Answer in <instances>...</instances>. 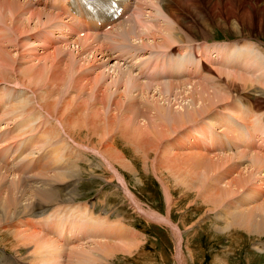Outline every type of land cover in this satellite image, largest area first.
I'll use <instances>...</instances> for the list:
<instances>
[{"label":"rangeland","instance_id":"obj_1","mask_svg":"<svg viewBox=\"0 0 264 264\" xmlns=\"http://www.w3.org/2000/svg\"><path fill=\"white\" fill-rule=\"evenodd\" d=\"M164 1L168 5H171V4H172V6L176 5L171 0H164ZM164 1L161 4H157L156 8H154V9H147L146 12H153L152 19L148 18L149 21H153L155 17L158 18L157 21L163 20L162 16H163L164 10L161 8L166 6ZM197 1L198 2L200 1V3H202L201 0H197ZM22 2H24V1H22ZM247 2L250 3L251 5L259 7V4H256V3H253L250 1H247ZM162 4H164V5H162ZM188 5L185 4V6H183V8H181L182 7L181 6L180 7L181 11H179V13H181V15H183V17L185 18L184 21L188 23L189 27H190V24H192L191 27L193 26L192 27L193 30L187 29L186 32H183V33L186 34L187 36L191 37V38L195 37L196 36L195 34L198 33L197 36L201 39V40L199 39L197 41H195L196 39H191L190 43L184 44L185 46L186 45L189 46V48H188L189 53L192 52L190 54L194 55L193 49H195L193 47L194 44L192 43V41L198 42V41H202V40L206 41V40L211 39L210 42L213 44L217 43V42L218 43H220V42H232L234 44L236 43V45H237L238 42H236V41L238 39L243 38V39H249L250 41L258 42L259 43V55L264 57V18L261 21L259 15H256L253 18V20L251 21V23H248V24L246 23L243 26L239 27L242 29V33H244V35L240 36V35L236 34L237 32L234 31V29L230 28L229 26L220 27V28L219 27H212L211 24L212 23L215 24V23L219 22L220 19L218 17L213 18L212 15L210 16L209 10L206 13L205 12L206 11L205 5L203 3L199 5V6L202 5L200 10H199V6H196V9L198 10L197 12L199 14H194L192 11H188V10H191V8H188L189 7ZM186 6H188V7H186ZM260 6H262V5H260ZM203 8L205 11L203 10ZM177 9H179L178 5H177ZM183 9H184V11H183ZM186 9H187V12L185 11ZM162 10H163V12H162ZM159 11H160V13H159ZM189 12L192 13V17L190 19L187 18V16H186ZM161 13H162V16L159 15ZM0 20H5V17L0 15ZM192 20L193 21L195 20V21L193 22ZM202 21L206 22V23L208 22L209 24L208 23L207 24L211 26L212 31H210L209 28L207 29V27L202 23ZM190 22H192V23H190ZM150 24L153 25L154 22H151ZM197 26L199 27V30H198ZM0 27L4 28L3 22H0ZM185 29L186 28H183V31H185ZM29 30L30 31L33 30V31H31V32L28 31V34L24 35L22 37L23 39H21L19 42H17V44H16L17 47H13L14 44L10 47V50H12L15 53V55L17 54V58L15 56V58L17 59V66L19 64H23L24 66L26 65L25 66L26 69H29V71L32 70L31 72H41L43 74L40 77L41 81H45L46 78L48 77L46 81L52 82V78H53L52 75L57 76L56 79L54 80L55 81L54 84L52 85L53 88H54V86H57V83H63L64 84V82H62L60 76L66 75L67 77H69L68 74H70L72 72L69 70L65 71V69H67L66 65H68L71 62L69 60V59H71V57H69L70 54H68V51L63 52V50H64L63 48H58V49H54V50H45L43 48L44 47L43 44L41 46V44H39V42H37L38 34H40V33H38L39 29H35L34 27H31V28H29ZM201 30H205V32L207 33L203 37H200L201 36V34H200ZM196 31H200V32H196ZM3 32L7 33V35L10 37V39H11V37H13V39H14V36L10 32L5 31V29H3ZM191 35H193V36H191ZM13 39H11V40H13ZM214 40H215V42H213ZM228 40H231V41H228ZM137 42L138 41H131V42L125 43V45L121 44L120 46H122V48L124 46L128 45V47L126 49H124V51L121 50V52L133 53L136 50L140 49V46H138ZM29 43H30V45H29ZM31 43H32V45H31ZM232 43H229V44H232ZM23 44H25V45H23ZM39 45H40V47H39ZM224 46H225V44L215 45L213 47H224ZM209 47H211V46H209ZM33 49H35V50H33ZM127 49L129 50V52ZM238 49H240V50L236 49L238 52L241 50L246 52L245 47H243V45L238 46ZM18 51H19V53H18ZM24 51H25V53H24ZM27 51H29V52H27ZM54 53L59 58L56 61H54V58L52 57V56H54V55H52ZM74 53H76L75 50H74ZM212 53L214 54V57H215L216 53L215 52H212ZM2 54H4L7 57V59H9V57H8L9 54H8L7 50H4ZM18 54H20V56ZM248 54H250V56H251L250 59L247 60L249 62V64H247V66H246L250 70L249 72L245 73L241 69L235 68L237 66L236 63L238 61L237 60L238 57H236L237 56L236 53L233 52L231 55V58L228 57V59L226 61H227V63L230 62L231 65H232V63H235V65L231 66V65H229L230 63H228V65H225L224 63L218 64L220 62L216 61L215 65L212 66L213 68L215 66L214 71L212 72L214 74H210L209 72H207L208 73L207 76L202 77V80L204 78L203 82L208 83V85H210V86L212 83H214V84L216 83L215 85L216 86L218 85L217 87L220 88V90L226 88L225 91H223V90L220 91V93L222 92L221 93L222 97L219 95L220 93H218V94L216 93L214 95L215 97L217 95H219L218 98L221 99V101H219L218 99L217 100H218L220 105L216 104V103H218L216 98L215 99H213L214 97L211 98V100H216V103L214 101V104H215V106L217 105L216 106L217 108L225 107V105H226V107L224 110H219V109L213 110L212 111L213 113L210 114L209 116L203 115L204 117L201 120V122L191 128V129H194L191 131V133H194L193 139H196V140L200 139V136L197 134L203 132L204 129H206V131H207L209 127L213 128V125H214L213 133H214L215 137H219V135L222 133V131H227L225 124H224V118L225 117H224V115L220 116V114L221 113L225 114V115H228L230 113L234 114V111L237 110V107H238V106H236L237 103H244V104L251 105V106L254 104L255 108L258 111H259V109H261L260 112H264V94H261L262 96L259 97L258 99L256 97L257 96L256 92H257L258 86H259V89L264 91V81H262V83H259V74L261 75V78L264 77V73H263L264 72V62L259 61V55L257 53H255L254 51H250ZM21 56H22V58H21ZM115 56H117V54ZM153 56H155V55L153 54ZM27 57H28V59H27ZM38 57H39V59H37ZM43 57H46V59L45 58L43 59ZM78 57L79 56L76 55V57L74 59L75 64L71 63L72 65L83 64V62H80V60H79L80 58H78ZM162 57L163 56L160 57L159 62H161ZM20 58H21V60H20ZM136 58H137L136 56L133 57V59H136ZM199 58H200V56H199ZM231 59L234 62H232ZM24 60H26V61L24 62ZM59 60H61V63L58 64V66H55V64H57V62ZM64 60H65V62H64ZM66 60H68V61H66ZM165 60H166V57H165ZM144 61H146V60L142 58L141 59L142 65L144 64ZM195 61H197V58L194 59V62ZM150 62H152V61H150ZM117 63L118 62L113 60V62L110 65V68H112L114 66V64H117ZM83 66L85 67L84 68L85 72H84V70L72 72L74 75V78L71 77L70 82H69L70 90H69L68 95H65V97L68 98L69 101L72 100L74 102V103L69 102V104H70L69 106L72 108L73 107L75 108V106H77V107H81V106L84 107L85 106L86 109L83 110L85 112L82 111L79 113V117H81V118H84L83 116H85L86 113H88V110L92 109V111H91L92 116H90V120L93 119L91 122H93L94 124L91 123L90 126H92V124H93L98 128V131L101 130L100 134L98 132V136H96V138H95L96 134H94L92 136V142L94 139V145H96L97 143H99L101 141L103 142V137L105 138L104 141L105 140L107 141L109 139L110 143H113L112 146L116 147V149H117L116 152H115L116 149L114 150V154H115L114 156L117 158L118 156H120L119 153L121 152L122 153L121 157H124V158H122L124 160V162H122V160L118 158V161H120V162H118L116 164H118L117 169L119 170V173L121 174L122 177L125 178L126 182L124 181V183H125V185L127 184V187H125V189L127 191H130V193L132 192L133 196H135L136 201H138L141 204V206L144 209H146L147 211L149 210V211L155 212L156 214L159 215V217L163 216L161 218H167V217L170 218L172 220V222L175 225H177V227L180 229V232L182 233V237H183L182 241L179 245V236L176 237V235H178V234L175 233L176 231H174L172 226H170L169 224H167L163 221L159 222L157 220H153V219L151 220V219H148L147 217H145L144 215H142L141 213L139 214V211L135 210L136 207H135V204L133 203V201L130 200L131 198L130 197H129L130 199L128 198L129 193L126 190H124V187L122 186L123 184L121 185V182H119L120 180H118V177H117V175H115L113 170H111L108 166H106L104 164V162L102 161V159L98 155H96L95 153H92L91 151H89V153H83L82 154V153H80L81 151H79L80 149L78 148V150H76L77 153L74 152L76 148L72 145L71 142L64 141L63 136L60 133V129L58 128V126L53 121L54 122V128L56 129L57 133L53 134L54 132H52V134L56 135V136H54L52 138L51 133L50 134H43V136L46 137V135H48V138H49L51 145L58 152H61L64 149V150H67L71 153H76L74 155V159L72 161V162H74L75 169L71 173H67V174H58V173L47 174L48 172H51V171H62V169L54 167L52 164L49 163L48 166H46V167H51V168L46 169V167H45L46 170L43 171L44 174L34 175V177L33 178L30 177L31 179H29V180L21 179V181H23L25 184L24 183H17V184H19V186L17 187L20 189L19 193L17 195H15V197L10 198L14 201V205L10 204V206L8 207L7 201H5L3 198H0V200H1L0 201V213H1V215H0V264H61V263L62 264L63 263L64 264H76V262H77V264H81V263L82 264H93V263L94 264H264V253L260 252V244H264V236L261 238L262 241H260V234H259L260 230H254L256 233H254V232L250 233V232L245 231L247 229H245V230L242 229L244 227H242V228L229 227L227 224L229 220L219 218L223 214L222 213L223 207L228 205V204L231 205V203H230V198H229L225 202H223L221 205V203L218 200H213V196L210 193L211 190H208V187L211 186L214 182L212 179L214 178L213 175L215 174V172L214 173H212V172H213V167H215V166L208 167L209 170H207L205 172H204V170H202V171L200 170V172H196V174H197L196 175L193 170L189 169L188 165L181 164V163H180L181 165H177V164L171 163V162H169V159H168L169 156H166L167 155L166 151L169 150L170 145L177 146V143H176L177 139L179 137L184 139L185 135H187L189 133L190 130H188V129H190V128H189V124L186 125V122H185V125L183 128L173 126L175 129H172V126L170 125L169 122H163L162 118H164V113H165L164 111L165 110L162 109L163 114L157 113V112H161V111H159V110L155 111L157 109L156 106H159V104H160V107H161V105L164 104V105H162V107L168 108V111L178 109V107L180 109L183 106H184V109L187 108V110H188L187 103L185 101L182 102V100L188 98L187 96L186 97L184 96L187 93L184 91V89L188 90L189 87L185 86L184 88L180 89L179 91H173L172 92L170 90H166L167 89L166 87H163V88L157 87L158 85L166 84L167 81H163L161 84H158L156 86H150V85H148L147 82H143V81H140L138 79V81L140 83L145 84V86L141 87L138 90L140 92L143 91V93L140 94L139 92H136L137 89H134L133 91L127 92L129 97H137L135 100L134 99L127 100L128 97H127V94L124 92V87L122 85H120L119 83H117L119 86L117 84H115V85H111V87L109 89H106V87L101 88L100 91L103 90L105 92L104 93L101 92L102 94H98L99 97L97 96L98 97L97 100L95 99V101H94V99H93V100H90L88 102V104H87V102H86V104H84L83 102H81L82 100H80L82 97H84V98L91 97L92 96L91 93H95V92L97 93L101 84L112 83L111 79L117 78L118 73L113 72V69H112V70H109L111 72V74H109L110 73V72H108L109 68L107 67L104 69L103 67H105V66H102V65L93 68L95 70V72H93L92 70H90V71L86 70V68L89 67L86 64ZM152 66H153V68L150 69V71H153L154 63ZM216 66H219V68ZM31 67H32V69H31ZM147 67L145 68V70H147ZM222 67L223 68L227 67L229 70L227 68H226V70L230 71V73H222V71H223ZM40 69L42 71H40ZM99 69L106 72L105 75L108 72V74L110 75V78H108L104 81L102 80V82L99 83V85H97L94 83L95 79H97V77L100 75V73L102 74V71L101 70L99 71ZM217 69H220L218 71H220L221 73L218 72ZM43 70L45 73L43 72ZM53 71L55 73H53ZM57 72L60 73V75L59 74L55 75ZM160 72H162V71H160ZM238 72H241L246 76L244 78L241 77V79H240V76L238 77V75H234ZM227 74L229 77L225 76ZM133 76H134V79L137 78L135 75H133ZM230 76H231V78H230ZM247 76L250 78H247ZM253 77L256 79H254ZM158 78L160 81H162L161 77H158ZM228 78L231 80V82ZM78 79H81L82 83H77ZM238 79H240V80L238 81ZM248 79H249V82L247 81ZM251 79H253V81ZM71 80L75 81V82L73 83ZM254 80L256 82L255 83L256 85L253 88ZM66 81H67V79H66ZM226 81H227V83H226ZM232 82H233V84H232ZM237 82L238 83L240 82V83L238 84ZM93 83H94L93 86H96L95 90L94 89L91 90L89 88V85L90 84L92 85ZM130 83H131L130 85H132L133 82H130ZM242 83H243V85H241ZM78 84H80V87ZM85 84L88 87L85 86ZM238 85H240V86H238ZM13 86L22 87L23 83H22V85L13 84ZM232 86H233V88H236V89H232ZM82 87H86L87 90H86V88H82ZM115 87H116V89H115ZM23 88L25 89V87H23ZM56 88H57V91L59 88L61 89V87H58V86L55 87V89ZM77 88H79V89H77ZM118 88H120V91ZM242 89H244V90H242ZM116 90H118V92H120V94L119 93L114 94V92H117ZM227 91H228V94H229V92L232 94L234 93L233 95H231V100L227 99L228 98ZM89 92H91V93L89 94ZM73 95H75V96H73ZM100 95L101 96L103 95V96L100 98ZM3 96H5V95H3ZM69 96L71 99L69 98ZM57 97H59V96H56L55 98H53L52 102L55 101V99H56V101H58L60 99ZM114 97L117 99V101H116V99L115 100L113 99ZM76 98H77L78 102L76 101ZM238 98H241L242 102H237L236 100ZM100 99L102 102H104V104L99 101ZM37 101L40 102V99H38L33 94L32 97H29L28 101H26V102L21 101L22 103L15 105L13 107V109L10 111V115L19 117L21 119L22 116L26 115V111L30 110V115L32 116L34 114V112H32V110H34L36 106L39 107V104ZM93 101L94 102L98 101L97 107H96L98 110L96 108L90 107L89 104L94 103ZM115 101H116V104H118L117 107L114 104ZM133 101H134V104L136 102L137 105L134 107L132 104L133 107L131 109V108H129L130 106H128V103L133 102ZM154 101H155V103L152 104ZM189 101L190 100L188 99L187 102H189ZM222 101H224V102H222ZM259 102L261 103L260 106H259ZM101 103L103 105H101ZM126 103H127V105H126ZM74 104H76V105L74 106ZM107 104H109V106L113 105V107H114L113 109L116 110V111L113 110V115L114 116L117 115L113 119L114 121L113 120H111L110 122L105 121L106 117L110 114L109 106ZM121 104H123V106ZM221 104H225V105L221 106ZM185 105H187V106L185 107ZM99 106H101L100 109H99ZM87 107H89V108H87ZM119 107H121V108H119ZM127 107H128V109H127ZM139 107L144 108V110L145 109L148 110V112L151 109L152 113H154V114L157 113V118L155 117V119H153V120H155L156 123L154 121L148 123L147 121L142 122V120H139L140 117H137L135 115L136 114L135 111H137V109ZM56 108L53 109V111L54 110L56 111ZM107 108H108V110H107ZM129 109H130V113L128 112ZM133 109H134V111H133ZM184 109H183V111L186 110V109L185 110ZM124 110H126V111H124ZM103 111H105V113ZM55 113L57 115L58 111H56ZM168 113H170V112H168ZM125 114H127V115H125ZM132 114H133L134 118L130 117V116H132ZM240 114H242V116H243L242 112H240ZM95 115L97 116V118ZM124 116H125V118H124ZM127 116H129V117H127ZM117 117H118V119H116ZM140 119H143V118H140ZM116 120L117 121L119 120V121L116 123L115 122ZM122 120H124L125 122ZM29 121H32V117L29 118ZM133 121H135L136 124ZM165 121H167V120H165ZM208 121H210V123L212 125L211 124L208 125ZM95 122H96V124H95ZM128 122H130V123H128ZM138 123L140 125L143 124V126L142 127L139 126ZM157 123H158V125H157ZM161 123H167V124H164L165 127H163V124H161ZM221 123L224 125L223 127L220 126ZM114 124H116V125L110 127V125H114ZM147 124L151 125V126H149L151 128V130L150 129L148 130ZM100 125H103L101 128H103L105 126L104 129H107V130L101 129ZM144 125L147 128L146 127L144 128ZM207 125L209 126L208 128L205 127ZM121 126H123V127H121ZM113 127H114V129H115V127H117V128L115 130H111V129H113ZM127 127H129V128H127ZM159 127L162 128L163 131L158 129ZM121 128L124 129V130H122V132L120 131ZM163 128H165V129H163ZM166 128H167V130H166ZM146 130H148V132ZM164 130H166V131H164ZM83 131L77 132V133L78 134L82 133L81 138L84 140L85 138L87 139L89 137V134L87 133L89 130L86 128ZM107 131L109 133L111 132L112 134L111 133L109 134ZM112 131H114V133ZM144 132L146 134H144ZM208 132H210V131L208 130ZM58 133L60 135V140L59 141L52 140L54 138L56 139ZM147 133H150L149 136H147ZM162 135H164V137H162ZM105 136H107V137H105ZM122 136L123 137L125 136V137L123 138ZM229 136H230V134H229ZM30 137L31 138H34V137L39 138V136L37 134H34V133H32L28 136V138H30ZM145 137H147V138H145ZM158 138H160V145H159V139ZM218 139L219 138L216 139L218 144L215 141L213 142L214 146L216 148H223V146L220 145V142ZM37 140L33 143V145L37 142ZM67 142H69V143H67ZM210 142L212 143V141H210ZM70 143H71V145H70ZM91 145H93V144H91ZM153 145H157V146L159 145L158 146L159 149L156 146L153 147ZM29 146L31 147L30 144L24 145V143H23V147L21 148V150H24V149L28 148ZM156 148L159 150V152H158V150L156 151ZM44 152H46V155H47L50 153V150H45ZM155 152H157V153H155ZM162 152H164V154H166V155L161 154ZM217 152L219 153V155H216V156H218V157H220V155L224 156L221 153H224L225 151H217ZM116 153L118 154V156L116 155ZM148 153H149V155H148ZM154 153H155V155L157 154V156H154ZM162 155H164L166 157V159L164 156H163L164 158L158 157V156H162ZM213 155H215V154H213ZM232 156H233L232 157L233 160L238 161V162L240 161L241 164L243 163L242 165L245 164L244 167L248 166V164L250 165V160H248L246 157L242 158L238 154L232 155ZM40 157L41 156H38L35 160L38 162L37 159H39ZM154 157H156V158H154ZM46 158L49 159V157H46ZM157 158H159V159H157ZM127 159L129 161L128 163L129 164L131 163L129 166H131L133 164L132 166L134 167L135 171L132 170L131 171L132 173L129 172L130 170L126 171L125 167H126V165L128 166ZM164 159L169 163H167ZM157 160H160L162 165L161 164L159 165ZM156 161H157V163H156ZM175 161H177V160H175ZM164 162H166L165 163L166 167H164V165H165V164H163ZM121 163H122V165H125V166H122ZM124 163H126V164H124ZM207 163H209V161H207ZM11 164H12L11 159L6 162V165L3 163V167L6 166V168H9V169H7V171H9V174L6 171H2L3 173H0V178H1L0 179V188H4V191H6V193H7V190L9 188L14 187L16 185L15 179L18 180V177H13L14 173L10 171L11 170ZM172 164H173V167L170 166ZM154 165H155V167L153 168ZM175 165H176V167H175ZM210 165H212V164H210ZM159 166H163L164 168L159 167ZM180 166H182V167H180ZM186 166H188V167L186 168ZM71 167H73V163H71ZM106 167H108V168H106ZM133 167H131V168L133 169ZM155 168L157 170H155ZM210 168H212V169H210ZM227 168H228V166L225 167V169H227ZM34 169L36 171H41V168L39 170L36 168H34ZM127 169H130V167ZM174 169H176V174H175ZM30 170L31 169H28L25 172H28ZM161 170H163V171H161ZM188 170H190V171H188ZM216 173H217V171H216ZM160 174L163 175V177L160 176ZM217 174H219V173H217ZM111 175L114 178H110V177H112ZM57 176H59L60 178H57ZM206 176L209 180L206 178ZM55 177L57 178V180L61 179V178H63V179H61V182H60V180L57 181ZM4 178H7V179H4ZM53 178L57 181V182H55V184H54L55 180ZM62 180H64V181H62ZM210 180L212 182H210ZM204 181H205V183H203ZM208 183H210V184H208ZM10 184H12V185H10ZM252 184H253V182L247 183V185L250 187L252 186ZM26 185L30 186L31 189H33V188L40 189V188H42V186H43V188H45L47 185L50 187L54 186L53 188L55 190L52 188L54 190V193H55L53 196V200H46L47 202L45 201L46 203H43L42 201L37 199V202H38L37 206H36L37 209L31 208V207H33L31 202H34V199H29L30 198L29 195H27L26 197L21 196L22 191L28 192V189H27L28 187ZM66 186H69L73 190L74 200L71 203L66 202L64 200V198L66 199L68 197L67 194L69 193L65 190ZM24 188H26V189L24 190ZM252 188H254V187H252ZM244 191H245V189L242 192L238 193L237 196H240V198H236V199L234 198V201L235 200H237V201L243 200L244 197L247 196V192H248L247 191L244 194ZM27 192H26V194H27ZM63 193L65 194V196ZM126 193H128V194H126ZM5 195H7V194H5ZM54 199L55 200L57 199V200L55 201ZM60 199H62V200H60ZM68 200H70V199H68ZM61 201H63V202H61ZM256 202L259 203V201H256ZM256 202H254V203H256ZM212 203H214V204H212ZM254 203L251 202V204H254ZM213 205L217 206V208H215ZM28 207H29V210H27ZM12 208H14L15 210H13ZM64 208H67V210L65 209V211H64L63 210ZM31 209L33 211H36V212L33 213ZM45 209L46 210L48 209V212H47L48 214L46 213L47 215L42 216L43 215L42 212L45 211ZM54 209H56V210H54ZM10 210L11 211L13 210V211L10 212ZM18 211H20V212L18 213ZM29 211L31 214L29 213ZM56 211H58V213L62 212L63 216H66V214L68 215L70 213V211H72L71 214L68 216L73 217L74 219H78V220H79V218L81 219V217L77 218L79 216V214L82 215V217H83V215L89 214L94 219L105 220V221L115 225V228L113 226H110L113 229H117V230L120 229L121 232L123 231L122 233H129V232L134 233V237H133L134 240H132V241H135V242H133L134 244L132 243V241H131V243L130 242L123 243L121 241L120 242L117 241V239H111L108 236H106L105 238H103L104 240L103 239L101 240V242L103 244H108V245L110 244V245L114 246V247H112V249L114 251L112 249L109 250L110 249L109 247L101 249L97 246L99 248L98 249L96 247V245H93L94 243L97 244L96 241L99 240L98 238H95L94 241L88 242V241H86L87 239L82 238L83 236H80V235L76 236L74 227H72L70 224L68 225V229H67L68 233H66L64 236H60V235L63 233V230L65 229V225H64L63 229L60 227H57V226H53L52 227L54 229L53 232H51L49 230V228H45L46 231L48 233H50L51 235H49V236L43 235L44 236L43 238L38 237L37 241H36L37 237L35 239L34 238L29 239V241L31 240L30 242H32V243L28 242V240H26V239H22V241H24V243H22L21 239L17 238L16 235L13 234L14 231L11 232V230L14 229L12 226L20 225L22 220L25 221L26 219H28V220L36 221V222H39L40 220H42V222H43L44 219H47L48 217H50L52 215L56 216L57 215ZM79 211H81V213ZM82 211L84 212L83 214H82ZM77 212L79 213L78 215H77ZM11 213L13 215H11ZM28 213H29V215H26ZM218 213L220 214V216L218 215ZM72 215H74V216H72ZM9 216H10V218H9ZM11 216H12V218H11ZM38 216H42V218L38 217ZM69 217L67 218L68 220H69ZM54 218H52V219H54ZM73 218H72V220H73ZM86 218L87 217L84 216L83 220H86ZM70 221H71V219H70ZM3 222H4V224H2ZM9 222H11V223H9ZM231 222L229 221V224ZM72 223H73V221H72ZM101 224L105 225V226L108 225L107 223H101ZM225 225L229 229L226 228ZM2 228L8 229V230H3ZM70 228L73 229L74 231L69 232ZM9 231H10V233H9ZM12 234L14 235V237ZM45 237L50 238V240L48 239L47 242H45V240H44V239H46ZM81 238H82V240H81ZM41 239H42V242L40 241ZM52 239L55 241V243ZM74 239H76V241H74ZM33 240L36 242H33ZM83 240H84V242H83ZM39 241L41 242V245H40V243H38L39 245L37 244V242H39ZM112 242L114 244H111ZM35 243L37 244V246H39L38 247L39 250L36 248L37 246ZM118 243H120V244L118 245ZM47 244H48V246H47ZM123 244L126 247L123 248ZM51 245L53 247H50ZM56 245H57V247H56ZM177 245H179V247ZM54 246L56 247V249ZM93 246H95V247H93ZM128 246H130L129 249H128ZM49 247L52 248L53 251L50 250ZM120 247H121V249H120ZM35 248H36V251H35ZM93 248H95V249H93ZM47 249L51 251V254H49L50 252ZM85 249L88 251H85ZM59 250H60V253H59ZM33 251H34V253H33ZM89 251L92 252L94 256L91 253H89ZM95 251H97V252L95 253ZM101 251H102V253H100ZM118 251H120V252L118 253ZM106 253H108V254L112 253L113 257L110 256V254L108 255ZM85 254L90 255V256H88L89 258ZM114 254H115V256H114ZM180 254H182V256ZM50 255H52V256H50ZM55 255L56 256L61 255V256L56 257ZM178 255H179V257H178ZM36 256H38V257H36ZM76 256H77V258H76L77 261H75V258H74ZM105 256H106V258H105ZM103 257H104V260H102ZM80 258H82V259H80ZM56 259H58V260L55 261ZM85 259L86 260L90 259V260L86 261ZM106 259H107V262H105ZM93 260H96V261H93ZM82 261H84L85 263Z\"/></svg>","mask_w":264,"mask_h":264},{"label":"bare ground","instance_id":"obj_2","mask_svg":"<svg viewBox=\"0 0 264 264\" xmlns=\"http://www.w3.org/2000/svg\"><path fill=\"white\" fill-rule=\"evenodd\" d=\"M22 1H24V2H22ZM26 1H28V0H0V15L5 17V20H0V22H3V24H4V28L3 27H0V122H5V121H7L8 118L11 121H14L15 122V124L11 128L5 129L3 131L0 130V173H3L2 171H6L9 174V171H7V169H9V168H6V166L3 167V163L6 165V162L9 161L10 159H12L14 157L15 153H17V151H18V143H19L17 138L18 137H22V135H24L25 133H29V135H30L35 130L34 127H32V128L30 127V128H28L27 130H25L22 133H15L18 128H20V127L26 125L28 122H30L29 121V118L20 120L19 117L10 115V111L13 109V107L15 105H17V104L22 103V102L19 101V100H15L13 98L14 95H11L10 94V95L3 96L1 94V88H2L3 85H5L6 87H8V86L16 87V86H13V84L22 85V83H23V86L22 87H25V90L26 91H29L32 96L34 94L38 99H40V102L37 101L38 104H39V107L58 126V128L60 129V133L63 136L64 141H67L69 139L71 141V143L74 145V147L76 148L74 152H77L76 150H78V148H79L80 149L79 151H81L80 153H82V154L83 153H89V151H91L92 153H95L96 155H98L102 159V161L104 162V164L106 166H108L111 170H113V172L115 173V175H117L118 180H120L119 182H121V185L123 184L122 186L124 187V190H126L125 187H127V184L125 185V183H124L125 178L122 177L121 174L119 173V170L117 169V165L118 164H116V163L120 162V161H118V158L121 159L122 162H124V160L122 159L124 157H121V154L122 153L121 152L119 153L120 156H118V154L116 153V155L118 156L117 158L114 156L115 155L114 154V150L116 149V147L112 146L113 143H110V140L108 138H107L108 139L107 141L106 140L104 141L105 138L103 137V142L101 141V142L97 143L96 145H94V139H93V142H92V136L94 134H96L95 135V138H96V136H98V132L100 134V131L101 130L98 131V128L95 125H93L94 123L91 122L93 119L90 120V116H92L91 115L92 109H89L88 110V113H86V115L84 114L85 115V116H83L84 118H81V117H79V113L82 112L84 109H86V107L85 106L84 107L83 106L77 107V106H75L76 104H74L75 108L74 107L72 108V107L69 106L70 105L69 102L70 103L71 102L74 103V102L72 100L69 101L68 98L65 97V95H68L69 90H70V85H69L70 79H71V77L74 78V75H73L72 72L83 71L84 68H85L83 65L86 64L87 66H89L88 68H86V70H88V71L92 70L93 72H95V70L93 68L102 65V66H105V67H103L104 69L107 68V67L109 68L108 69V72H110L109 70H112L113 69V72H117L118 73L117 74V78L111 79L112 80V83H109L108 82L109 84H107V83L106 84H101L100 87H99V89H98V91H97V93L96 92L95 93L89 92V94L90 93L92 94L91 97H88V98L82 97L80 100H82L81 102H83L84 104H86V102L88 104V102L90 100H93V99H94V101H95V99L97 100L98 97H99L98 94H102L101 92H103V93L105 92L103 90L100 91L101 88L106 87V89H109L111 87V85H115L117 83H119L120 85H122L124 87V92L126 94H127L128 91H133L134 89H137L136 92H139L140 94H142L143 91L140 92L138 90L141 87L145 86V84L144 83H140L137 78L134 79V76H133L134 74L130 70H124L122 68V66L119 65V63L114 64V66L112 68H110L111 63L116 58V56H115L116 54L111 53V55H110L108 52H106L104 50L105 47L103 46V44H105L106 41H109L112 45H116V48L115 49H116L117 53H120L121 50L124 51V49H126L128 47V45H127V46H124L125 48L124 47L122 48V46H120L121 44L122 45H125V43L131 42V41H138L137 43H138V46H140V49L136 50L133 53H125V54L128 56L129 59L132 60V62L135 61V63H137V64L138 63H142L141 62V59L142 58L146 60V61H144V64L143 65L141 64L139 66V69L140 70H143V69L145 70V68L149 65L150 61H152V62H154V68L157 67L158 64L161 65L162 70H160V71H162V72H159V73H171V72H177V66H175L173 64L171 65L169 63V61L167 62L168 65L162 64V61L164 62L165 57L168 56L167 54L170 51L171 52L176 51V52H179L181 54L182 52H184L186 50H189L188 49L189 46H187V45L185 46L184 45L185 43H190L191 42V39H196L195 41H197V40L200 39L197 36L198 33L195 34L196 36L194 35L195 37H192V38L183 33V32H186L187 29L188 30H193V28H192L193 26L191 27L192 24H190V27H189L188 26V23L184 21L185 18L183 17V15H181V13H179V11H181L180 9L183 8V6H185V4H187V5L189 4L188 5L189 7L188 6H186V7L191 8V10H188V11H192L194 14H199L197 12L198 10L196 9V6H199L200 4L203 3L205 5L206 11L204 10V8H203V10L206 13L209 10L210 16L212 15L213 18H217L218 17L220 19L219 22H217L215 24L212 23L211 24L212 27H219L220 28V27H225V26L227 27V26H229L230 28L234 29V31L237 32L236 34H238L240 36L244 35V33H242V29L239 28V27L243 26L246 23L247 24L248 23H251V21L253 20V18L256 15H259L261 21L264 18V7L263 6H260V5H259V7L258 6H254V5H251L250 3L247 2V1H250V2H253V3L259 4V0H254V1L253 0H247V1L246 0H201L202 3H200V1L198 2L197 0H171V1H173L176 4L175 6H172V4L171 5L166 4V2L164 0H138L134 4V10L132 11L130 17H128V19L125 20V21H123L122 23L114 25V27H113L114 30L113 31H108V32H106L105 34H102V35H95V34H90V33L89 34H84L83 37H79L77 39L78 40V43H79V46L81 47V49L82 50L85 49V51L82 54H80L79 57H78V58H80L79 59L80 62H83V64H77V65H72L71 64V63L75 64L74 59H75V57H76V55L78 53L77 52L78 49L75 50L74 48H70V49H67V50L66 49L63 50V52H67L68 51V54H70L69 57H71V59H69L71 62L68 65H66L67 63L65 64L66 67H67V69H65V71H68L69 70V71H72V72L71 73L69 72L70 73V74H68L69 77H67L66 75L60 76L61 77V80H62V82H64V84L63 83H57V86L58 87H61V89L59 88L58 91H57V88L55 89V87H57V86H54V88L52 87V85L55 82L54 80L56 79L57 76L52 75L53 78L52 77L51 78H52V82L53 83L51 81H46L48 77L46 78L45 81H41L40 80V77L43 75L41 72H31L32 70L29 71V69H26L25 68L26 65L24 66L23 64H19L17 66V59H16L17 58V54L15 55V53L12 50H10V47L13 44H14L13 47H17V45H16L17 42H19L21 39H23L22 37L24 35H27L28 34V31H30L29 28H31V27H34L35 29H39L38 33L44 32L45 31V28L49 29V28L55 27V28H57L60 31L61 34L64 32L65 35L66 36H69V37H71L72 35L78 34L80 31L77 30L78 28L73 24L72 21L62 20L60 22H55L56 20H59L60 19L58 16L54 15L53 13L47 12L42 7L39 8V6H37V7L31 6ZM30 1H35L37 3V5L40 2H42V3H46L47 2V0H30ZM163 1L165 2V5L168 7L167 8L165 6V7L161 8V9L164 10V12L162 10L163 16H162V13L159 14V15L162 16L163 20L157 21L158 18L155 17L153 21H149L148 18L149 19H152L153 12H146L147 9H154V8H156L157 4H161V3H163ZM162 5H164V4H162ZM177 5L179 6V9H177ZM201 7H202V5L199 6V10L201 9ZM187 9L185 10L186 12H187ZM160 11H159V13H160ZM183 11H184V9H183ZM186 16H187V18L190 19L192 17V13L189 12ZM151 22H154V24L153 25L150 24ZM190 23H192V22H190ZM202 23L207 27V29L209 28L210 31H212L211 26L208 25L209 24L208 22H207L208 24L206 22H203V21H202ZM183 28H186L185 31H183ZM3 29H5V31H7V32H10L14 36V39H13V37H11V39H13V40H11L10 37L7 35V33L3 32ZM198 30H199V27H198ZM31 31H33V30H31ZM196 32H200V31H196ZM200 34H201L200 37H203L207 33L205 32V30H201ZM191 36H193V35H191ZM37 42H39V39L37 40ZM39 44H41V46H42V43L39 42ZM23 45H25V44H23ZM29 45H30V43H29ZM31 45H32V43H31ZM39 47H40V45H39ZM193 47L195 49H193L194 50V55H192V56L198 57L197 58V61L194 62V60L191 59L190 53H189L188 54V57H186L188 63H187V61L186 62L183 61V63H182V69L185 72H187L189 74H192V75H190L189 77H185L183 79H180L177 76H174V81H167L166 84H164V85H158L157 86L158 88L166 87L167 88L166 90H170L172 92L173 91H179L180 89L184 88L185 86L186 87H189L188 90H185L184 89V91L187 92L186 95H184V96L185 97L187 96L188 98L182 100V102L185 101L187 103V105H188V110H187V108H185L187 111L184 109V106L181 107L180 109L178 107L179 110L178 109H175L176 111L175 110L168 111V108L162 107V105H164V104H162L161 107H160V104H159V106H156L155 105L157 107V109L155 111H157V110L161 111V112H157V113H162V109L165 110L164 111L165 112L164 113V118H162L163 119V122H169L170 125L172 126V129H175L173 126L179 127V128H183L184 125H185V122H186V125L189 124V128H190V129H188V130H190L189 133L187 135H185L184 139H182L181 137H179L177 139V141H176L177 146L170 145L169 150L166 151L167 152L166 153L167 155L164 154V152H162L161 154H164L166 156H169L168 159H169V162H171V163H174V164H177V165H181V164L188 165L189 166V169L190 170H193L195 172V174H196V172H200V170L201 171L204 170V172H205V171L209 170L208 167L215 166V167H213V172H212V173L215 172V174L213 175L214 178L212 179L214 182H213V184L211 186L208 187V190H211L210 193L213 196V200H218L221 203V205H222L223 202H225L229 198H230V203H231V205L228 204V205H226V206L223 207V211H222L223 214L221 216L218 213V215L220 216L219 218H222V219H225V220H229L230 222L232 221L230 224H229V221H228L227 224H228L229 227H234V228L235 227L236 228H242V227H244L242 229H244V230L247 229L245 231L250 232V233L251 232L256 233L254 230H260V232H259V234H260V241H262L261 238L264 236V181H263L264 180V154L260 153L259 150L255 151L254 153L248 154V153H245L244 150H239V147H236V150L238 151V155L240 157H242V158L246 157L248 160H250V165L248 164V166H245L244 167L245 164L242 165L243 163L241 164L240 161L238 162V161L233 160V158H232L233 156L230 153L224 152V153H221L224 156H221V155H220V157L216 156V155H219V153L217 151H221V150L224 151V148H216V147H213V146L210 145L209 141H212V137L214 136V133H213V131H214V129H213L214 128V125H213V128H210L208 126L209 124H211L210 121H208V125L205 126L207 128L209 127L208 130L210 132H208V130L206 131V129H204L203 132L197 134V135L200 136V139H197V140L196 139H193V137H194L193 134L194 133H191V131L194 130V129H191V128L194 127L195 125L199 124L201 122V120L203 119L204 116H209L210 114L213 113L212 112L213 110H218V109L219 110H224L225 107H226L225 104H221V106L225 105V107H219V108H217L216 107L217 105L215 106V104H214V101L216 103V100L217 99L219 101H221V99H219L218 96L219 95L221 96L222 95L221 94L222 92L220 93V91H222V90L225 91L226 88L220 90V88L217 87L218 85L217 86L215 85L216 83L215 84L212 83L211 86H210V85H208V83L203 82L204 81V78H203V80H201L200 83H197V79L199 77H201V79H202V77L207 76V74H208L207 72H209L211 74L214 71V68H215V66H214V68L212 66L215 65L216 61L220 62L218 64L224 63L225 65H228V63H230V62L227 63L226 60L228 59V57L231 58V55H232L233 52H235L236 55H237L236 57H238L237 63L239 62L238 64L236 63L237 66L235 68H239L242 71H244L245 73H247V72L250 71L246 67L247 64H249V62L247 60L250 59L251 56H250V54H247L246 52H244L242 50H241L242 52L241 51L238 52L237 50H240V49H238V47L236 45H234L233 43L232 44H229V45L228 44H225L224 47H213V46L209 47L208 46V47H204L203 49L201 47H197L196 48L195 45H193ZM149 48L155 50V52H156V54H154L155 56H153V53H151V52L148 54ZM35 49H33V50H35ZM73 49L75 50L76 53H74V50ZM81 49H79V50H81ZM4 50H7L8 54H9L8 55L9 59H7V57L4 54H2ZM27 52H29V51H27ZM128 52H129V50H128ZM212 52H215L216 53V56L215 57H214V54ZM18 53H19V51H18ZM24 53H25V51H24ZM121 53H123V52H121ZM18 55L20 56V54H18ZM52 55H54V56H52L54 58V61H56L57 59H59L58 56L55 53L52 54ZM15 56H16V58H15ZM135 56L137 58L136 59H133V57H135ZM161 56H163V57L161 58V62H159V59H160ZM199 56H200V58H199ZM28 57H27V59H28ZM39 57L37 59H39ZM21 58H22V56H21ZM21 58H20V60H21ZM44 58L46 59V57H43V59ZM25 61L26 60H24V62ZM66 61H68V60H66ZM64 62H65V60H64ZM200 62H201V67L198 70V66H199ZM232 62H234V61L232 60ZM60 63H61V60H59L57 62V64H55V66H58V64H60ZM229 65H231V63ZM219 66H216V67L219 68ZM191 67H192V69H191ZM226 68L227 67H225V68L222 67V69H223L222 73H230V71H228L229 69L227 68L228 70H226ZM31 69H32V67H31ZM147 69H148V67H147ZM100 70L101 69H99V71ZM218 70H220V69H217V71ZM40 71H42V70L40 69ZM148 71H150V69ZM153 71H154V69H153ZM43 72H44V70H43ZM84 72H85V70H84ZM103 72L104 71H102V74L100 73V75L97 77V79H95V82H94L95 84L99 85V83H101L102 80L104 81V80L110 78V75L109 74H111V72L109 74L107 72V74L109 76L107 74H106L107 75L106 76L105 75L106 72H104V73ZM193 72H196L195 75L193 74ZM218 72H220V71H218ZM53 73H55V72L53 71ZM58 74L60 75V73H58V72L55 75H58ZM234 75H238V77L240 76V79H241V77L244 78L246 76V75H244L241 72H238V73H236ZM225 76H228V74L225 75ZM231 76H230V78H231ZM192 77H197V79L190 81ZM247 78H248V76H247ZM66 79H67V81H66ZM240 79H238V81ZM254 79H256V78H254ZM251 80L253 81V79H251ZM81 81H82L81 79H78L77 80V83H82ZM247 81L249 82V79ZM72 82L74 83L75 81H72ZM130 82H133L132 85H130L131 84ZM230 82H231V80H230ZM254 82H255V80H254ZM94 83L92 85L91 84L90 85L88 84L89 85V88L91 90H93V89L95 90V88H96V86H93ZM226 83H227V81H226ZM232 84H233V82H232ZM78 85L80 87V84H78ZM241 85H243V83ZM85 86H87V85L85 84ZM238 86H240V85H238ZM82 88H86V87H82ZM77 89H79V88H77ZM115 89H116V87H115ZM118 89L120 91V88H118ZM232 89H236V88H233V86H232ZM86 90H87V88H86ZM242 90H244V89H242ZM116 91L117 92H114V94H118V93L120 94V92H118V90H116ZM216 93L217 94L220 93V94L215 97L214 95ZM233 94L230 93V92L228 94V91H227V96H228L227 99L231 100V95H233ZM32 96H30V97H32ZM56 96H59L57 98H60V99L59 100L57 99L58 101H56V99H55V101L52 102V99L55 98ZM70 96H69V98H70ZM73 96H75V95H73ZM102 96L100 95V98ZM127 97H128L127 100H132V99L135 100L137 98V97H129L128 94H127ZM212 97H214L213 99L216 98V100H211ZM113 99L115 100L116 98L114 97ZM188 99L190 100L189 102H187ZM218 100H217V102H218ZM76 101H77V98H76ZM99 101L102 102L101 99ZM116 101H117V99H116ZM116 101H115L114 104L117 107L118 104H116ZM155 101L152 104H154ZM222 102H224V101H222ZM97 103H98V101L97 102H94L92 104H89V105L92 108H96L97 107ZM102 103L104 104V102H102ZM102 103H101V105H103ZM132 104H133L134 107L137 105L136 102L134 104V101L133 102H129L128 103V106H130L129 108H131V109L133 107ZM216 104H219V102L216 103ZM107 105L109 106V104H107ZM121 105L123 106V104H121ZM126 105H127V103H126ZM187 105H185V107ZM236 106H238V105H236ZM100 107L101 106H99V109H100ZM55 108H56V111H58L57 115L55 113L56 111L55 110L53 111V109H55ZM87 108H89V107H87ZM113 108H114L113 105L109 106L110 114L106 117V120L105 121L110 122L111 120H113L117 116V115L116 116L113 115V110L116 111ZM119 108H121V107H119ZM127 109H128V107H127ZM134 109H133V111H134ZM183 109L186 112L183 111ZM107 110H108V108H107ZM124 111H126V110H124ZM83 112H85V111H83ZM103 112L105 113V111H103ZM128 112L130 113V109H129ZM168 112H170V113H168ZM135 113H136L135 115L137 117L143 118V119H140L139 118V120H142V122L143 121L144 122L147 121L148 123H150L152 121L155 122V120H153V119H155V117L157 118V113H155V114L152 113L151 112V109L148 112V110H146V109L144 110V108H140L139 107L137 109V111H135ZM234 114L240 116L243 119H247V117H248V114L247 113H243V116H242V114H240V110H238V107H237V110L234 111ZM125 115H127V114H125ZM127 117H129V116H127ZM130 117H133L134 118L133 114ZM96 118H97V116H96ZM124 118H125V116H124ZM116 119H118V117ZM164 119L167 120V121H165ZM118 121L116 120L115 122L117 123ZM122 121H124V120H122ZM130 122H128V123H130ZM133 122L136 124L135 121H133ZM91 123H93L92 126H90ZM95 124H96V122H95ZM161 124H163V127H165L164 124H167V123H161ZM103 125H100V128ZM115 125L116 124L110 125V127L115 126ZM145 125H144V128L146 127ZM157 125H158V123H157ZM139 126L142 127L143 124L142 125L139 124ZM149 126H151V125L150 124L148 125V130L149 129L151 130V128ZM220 126L223 127L224 125L221 123ZM121 127H123V126H121ZM86 128L89 130L87 132L89 134V137L87 139L85 138L83 140L81 138L82 133L78 134L77 132H81V131H83ZM104 128H105V126L103 128H101V129H104ZM116 128L117 127H115V129ZM127 128H129V127H127ZM115 129L113 127V129H111V130H115ZM158 129H160L161 131H163L162 128H160V127ZM163 129H165V128H163ZM104 130H107V129H104ZM122 130H124V129L121 128L120 131L122 132ZM148 130H146V131L148 132ZM166 130H167V128H166ZM166 130H164V131H166ZM258 130H259L258 127L257 126H254V132H256ZM52 132H54L53 134L57 133L56 132V129L54 127H52L51 129L48 130V134H50V133L52 134ZM112 132L114 133V131H112ZM53 134H52V138L54 136H56V135H53ZM144 134H146V133L144 132ZM149 134L150 133H147V136H149ZM31 137L30 138H28V137L26 138V142L24 143V145L30 144L32 146L33 143L37 139L39 140V138H35V137L34 138H31ZM105 137H107V136H105ZM162 137H164V135H162ZM145 138H147V137H145ZM160 138H158L159 139V145H160ZM9 139L12 140V141H10L8 144L4 145L5 142H7V140H9ZM230 139L233 142L235 141V138H233V136H231V135H230ZM52 140L59 141L60 140L59 133L57 134L56 139L54 138ZM67 143H69V142H67ZM71 143H70V145H71ZM245 143L246 144H251V141L249 139H247L245 141ZM91 144H93V145H91ZM213 145H214V143H213ZM155 146L158 148L157 145H153V147H155ZM157 148H156V151L159 149V148L158 149ZM116 151H117V149L115 150V152ZM158 152H159V150H158ZM155 153H157V152H155ZM155 153H154V156H157V154L155 155ZM213 154H215V155H213ZM148 155H149V153H148ZM164 155L158 156V157L164 158L165 157ZM39 156H41L42 158L40 157L39 159H37L38 162L36 160L31 161V162H26V163L20 165V167L17 169V171H20V172L25 173V171L28 170V169H31L33 171H36L34 168H36L38 170L41 168V171H45L47 168L50 169L51 167H46L49 164L48 163L49 162V159L46 158V157H49V154L46 155V152L43 151L42 153H40ZM154 158H156V157H154ZM157 159H159V158H157ZM165 159H166V157H165ZM175 160H177V161H175ZM157 161H158V163L160 165L161 164V161L160 160H157ZM157 161H156V163H157ZM207 161H209V163H207ZM128 162L129 161L127 159L128 166L126 165V167H125L126 168V171L127 170H130L129 172L132 173L131 172L132 170L135 171L134 170V167L132 166L133 164L131 166H129L131 163L129 164ZM166 162H164L163 164H165ZM169 162H167V163H169ZM124 164H126V163H124ZM210 164H212V165H210ZM121 165H122V163H121ZM122 166H125V165H122ZM170 166L173 167V164L170 165ZM188 166H186V168ZM227 166H228V168L225 169V167H227ZM45 167H46V169H45ZM108 167H106V168H108ZM129 167H130V169H127ZM131 167H133V169ZM154 167H155V165L153 166V168ZM159 167H163V166H159ZM164 167H166V164L164 165ZM175 167H176V165H175ZM180 167H182V166H180ZM156 168H155V170H157ZM210 169H212V168H210ZM174 170H175V174H176V169H174ZM190 170H188V171H190ZM161 171H163V170H161ZM216 171L219 174H217ZM11 172L14 173V171H11ZM160 176L163 177V175H161V174H160ZM13 177H17V176H14L13 175ZM57 178H60V177L57 176ZM57 178H56V180H57ZM110 178H114V177L112 176ZM206 178H207V176H206ZM4 179H7V178H4ZM21 179L22 178H19V177H18V180L15 179L16 185L14 187L9 188L7 190V193H6V191H4V188H0V198H3L5 201H7V206L8 207L10 206V204L14 205V201L12 199H10V198L15 197V195H17L19 193V190L20 189L17 188L19 186V184H17V183H24L23 181H21ZM61 179H63V178H61ZM61 179H58V180H60V182H61ZM56 180L54 181V184H55V182L58 181V180L57 181ZM62 181H64V180H62ZM210 182H212V181L210 180ZM250 182H253V184H252L251 187L247 185V183H250ZM203 183H205V181ZM208 184H210V183H208ZM10 185H12V184H10ZM27 187H28L27 188L28 189V192L26 191L27 194H26L25 191H22L21 192V196L26 197L27 195H29L30 196L29 199H34V202H31V204L33 205V207H31V208L37 209L36 208L37 203H38L37 202V199H39L43 203H46L47 202L46 200H53V196L55 194L54 193V190L55 189L53 188L54 186L53 187H50V186L47 185L45 188H43V186H42V188H40V189H38V188L31 189L30 186H27ZM252 187H254V188H252ZM25 189L26 188H24V190ZM244 189H245L244 194H245V192L248 191L247 192V196H245L243 200H238V201L235 200L234 201V198L235 199L236 198H240V196H237V195H238V193L242 192ZM65 190L67 192H69V193L67 194L68 197L66 199L64 198V200L66 202L71 203L74 200L73 190L69 186H66L65 187ZM127 192L129 193V194L126 193V194H128V198L129 197L131 198V199L130 198L129 199L133 201V203L135 204V207H136L135 210H138L139 211V214L141 213L142 215H144L148 219L157 220L159 222L163 221V222L169 224L170 226H172L173 230L176 231L175 233L178 234V235L175 234L176 237L179 236V245H180L183 237H182V233L180 232V229L177 227V225H175L172 222V220L170 218H168V217L167 218H161L163 216L159 217V215L156 214L155 212H152V211H149V210L147 211L146 209H144L141 206V204L138 201H136L135 196H133L132 192L131 193H130V191H127ZM5 194H7V195H5ZM64 196H65V194H64ZM62 199H60V200H62ZM68 199H70V200H68ZM256 201H259V203H257ZM61 202H63V201H61ZM251 202H253V203L256 202V203L251 204ZM212 204H214V203H212ZM29 207H28L27 210H29ZM214 207L217 208V206H214ZM12 209L15 210L14 208H12ZM65 209L67 210V208H64L63 210L65 211ZM54 210H56V209H54ZM12 211L10 210V212H12ZM30 211H29V213H30ZM58 211H56L57 212V215L59 213H61V212L58 213ZM19 212L20 211H18V213ZM32 212L34 213L36 211H33L32 210ZM47 212H48V209L47 210L45 209V211H43L42 214L45 215ZM71 212L72 211H70V213L68 215H70ZM79 212L81 213V211H79ZM29 213L26 214V215H29ZM83 213L84 212L82 211V214ZM78 214L79 213L77 212V215ZM0 215H1V213H0ZM11 215H13V214L11 213ZM68 215L66 214V217ZM42 216H38V217H41L42 218ZM72 216H74V215H72ZM79 217H82V215L79 214V216L77 218H79ZM9 218H10V216H9ZM11 218H12V216H11ZM50 218L52 219V217H50ZM50 218H47V219H50ZM72 218L73 217H69V220L68 219L67 220L70 221V219L72 220ZM47 219H44L43 222H42V220H40L39 222L31 221V220H28V219H26L25 221L22 220L20 225L12 226L15 230L13 229V230H11V232L14 231L13 234H15L17 238L21 239V241H22V239H26V240H28V242H30L31 240L29 241V239H33V238L35 239L37 237V239H36V241H37L38 240V237H42L43 238L44 237L43 235H45V236L51 235L50 233H48L46 231L45 228H49V230L51 232H53V230H54L52 228L53 226H57V227H60V228L63 229L64 224L62 222L61 223L60 222H54V223L51 222V223H49ZM82 220H83V217H82ZM9 223H11V222H9ZM2 224H4V222ZM69 224L72 227H74V230L77 229L78 234L80 236H83L82 238H84V239L90 238L91 240H93L92 237L98 238L99 239L98 241L95 240L97 244L94 243L93 245H96V247L98 246L101 249L109 247L110 248L109 250H111L112 247H114V246H112L110 244L109 245L108 244H103L101 242V240L103 238H105L106 236H108L111 239H117V241H119V242L121 241L123 243H127V242H130L131 243V241L134 240V238H133L134 237V233H131V232H129L130 234L129 233H122L123 231L121 232L120 229L119 230L113 229L112 227H110L111 225H109V224L106 225V226L105 225H102L98 220H92L89 224H84V225H81V226H79L80 225L79 223L74 222V221H73V223L70 222ZM225 227L228 228L226 225H225ZM3 230H8V229H3ZM9 233H10V231H9ZM13 237H14V235H13ZM82 238H81V240H82ZM48 239L50 240V238H48V237L46 239H44L45 242H47ZM36 241L33 240V242H36ZM40 241L42 242V239ZM40 241L37 242V244L40 243V245H41V242ZM74 241H76V239H74ZM133 242H135V241H132V243ZM22 243H24V241H22ZM30 243H32V242H30ZM54 243H55V241H54ZM37 244H36V246H37ZM111 244H114V243L112 242ZM119 244L120 243H118V245ZM179 245H177V246L179 247ZM263 245L264 244H260V252L261 253H264V251H263L264 250V246ZM47 246H48V244H47ZM38 247L39 246H37L36 248L38 249ZM50 247H53V246L51 245ZM56 247H57V245H56ZM56 247H55V249H56ZM93 247H95V246H93ZM124 247H126V246H124V244H123V248ZM36 248H35V251H36ZM129 248H130V246H128V249ZM93 249H95V248H93ZM120 249H121V247H120ZM50 250H52V248H50ZM50 250H48L50 252L49 254H51V251ZM85 251H88V250L85 249ZM92 252L89 251V253H91L93 255ZM96 252L97 251H95V253ZM119 252L120 251H118V253ZM33 253H34V251H33ZM59 253H60V250H59ZM100 253H102V251ZM106 254H108V253H106ZM109 254H110V256H112V253H109ZM180 255L182 256V254H180ZM50 256H52V255H50ZM57 256L59 257L61 255H57ZM86 256L88 257L90 255H86ZM114 256H115V254H114ZM36 257H38V256H36ZM178 257H179V255H178ZM74 258H75V261H77V259H76L77 256L74 257ZM105 258H106V256H105ZM80 259H82V258H80ZM57 260L58 259H56L55 261H57ZM89 260L87 259L86 261H89ZM102 260H104V257H103ZM93 261H96V260H93ZM82 262H84V261H82ZM105 262H107V259H106ZM76 264H77V262H76Z\"/></svg>","mask_w":264,"mask_h":264}]
</instances>
